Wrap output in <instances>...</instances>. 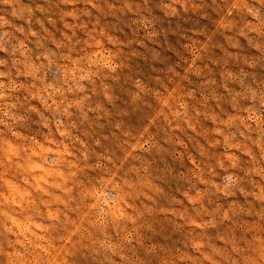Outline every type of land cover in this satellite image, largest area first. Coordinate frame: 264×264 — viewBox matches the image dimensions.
Masks as SVG:
<instances>
[{
    "label": "rangeland",
    "instance_id": "rangeland-1",
    "mask_svg": "<svg viewBox=\"0 0 264 264\" xmlns=\"http://www.w3.org/2000/svg\"><path fill=\"white\" fill-rule=\"evenodd\" d=\"M0 264H264V0H0Z\"/></svg>",
    "mask_w": 264,
    "mask_h": 264
}]
</instances>
